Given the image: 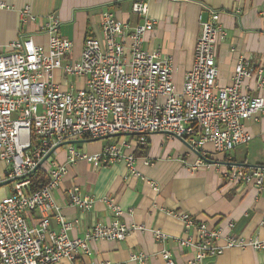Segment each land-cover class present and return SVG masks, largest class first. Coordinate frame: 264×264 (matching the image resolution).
I'll return each instance as SVG.
<instances>
[{"label":"built area","instance_id":"obj_1","mask_svg":"<svg viewBox=\"0 0 264 264\" xmlns=\"http://www.w3.org/2000/svg\"><path fill=\"white\" fill-rule=\"evenodd\" d=\"M6 8L0 2V9ZM133 12L144 21L131 28L127 21L103 11L101 35L86 39L80 59L67 65L63 59L71 53L73 44L59 35L55 20L49 27L47 46L20 38L11 45L10 52L0 54V162L4 167L0 184L10 181L13 185L11 195L0 200V264H77L80 258L89 257L92 241L121 242L133 230L144 231L143 227L121 223L118 218L123 211L116 199L105 198L114 220L108 225L94 224L82 238H70L73 222L54 202V192L67 166L46 160L39 168L47 176L46 185L30 191L37 167L62 144H66L68 165L83 160L124 161L129 172L139 177L135 156L127 153L131 142L118 140L101 154L90 156L71 141L135 135L137 145L146 147L147 136L162 133L181 140L205 157L207 145L223 155L252 139L245 123L264 115V68L252 71L247 56L240 55L231 85L219 87L216 50L226 39L220 14L213 12L201 22L193 66L179 88L173 79L172 58L160 50L150 53L143 48L146 35L156 24L149 16L147 2L134 3ZM29 13L30 8L26 7L21 14ZM57 70L85 80V86L75 92L61 89L54 82ZM252 76L257 77L258 88L263 91L256 97L244 92V81ZM45 163L48 165L44 167ZM198 164L204 166L203 161ZM229 167L225 176L230 181L262 190L264 167ZM69 194L71 206L82 211L94 208L93 198L84 196L78 187ZM35 212L39 218L30 225ZM52 212H56L58 231L49 229ZM176 217L186 232L176 237L177 246L194 255L188 264H205L208 258L232 248L264 251L263 238L224 234L223 228H210L185 213ZM260 226L264 229V213ZM227 228L232 231L234 223L230 222ZM191 229L196 236L188 234ZM154 237L160 244L169 239L159 230L154 231ZM222 240L224 244L220 245ZM160 255L165 264H175L169 251L163 250ZM130 257L146 264L143 253Z\"/></svg>","mask_w":264,"mask_h":264},{"label":"crops","instance_id":"obj_2","mask_svg":"<svg viewBox=\"0 0 264 264\" xmlns=\"http://www.w3.org/2000/svg\"><path fill=\"white\" fill-rule=\"evenodd\" d=\"M6 9H0V54L11 51V45L20 38L32 39L36 45L47 46L49 27L55 20L59 35L70 40L72 51L64 57L67 65L80 59L84 43L89 37L101 35V14L109 11L118 19L127 21L131 28L143 23L144 18L133 12V4L144 2L149 6V16L156 21L154 30L148 33L143 48L150 53L160 50L172 58L173 79L182 87L185 74L192 68L194 50L201 34V22L207 21L213 12L220 14L226 35L216 50L219 87L231 85V79L240 55L247 56L249 67L256 72L264 68V0H0ZM30 8L29 15L22 11ZM54 82L61 89L77 91L85 86V80L54 72ZM244 92L256 97L263 93L258 88L257 77L244 81ZM246 129L252 139L227 154H217L211 145L205 146L206 155L190 149L177 138L158 133L147 136V146L137 145L138 137L125 135L101 140L71 141L79 151L93 156L101 154L118 140L132 143L128 154L135 156L134 167L139 177L129 172L127 164L120 162L79 161L68 165L67 149L61 147L49 162L66 165L67 172L54 192V202L62 214L73 222L69 236L82 238L94 224L108 225L114 220L106 206L105 198H115L123 211L118 219L133 230L125 241H92L89 257L77 260V264H139L132 261L136 253H143L146 264H165L160 255L163 250L172 254L175 264H188L193 258L190 251L177 246L176 237L184 236L185 228L177 215L188 214L210 228H223L224 234L238 238L264 239L260 221L264 213V185L260 191L254 185L244 186L232 182L225 173L230 165L249 170L264 167V115L256 121H247ZM77 141V142H75ZM75 142V143H74ZM204 162V166L198 163ZM149 162V164H147ZM0 162V173L3 169ZM78 187L84 196L92 197L94 208L82 211L71 206L70 190ZM12 188L0 192V200L9 196ZM56 212L51 213V231H58ZM39 218L31 215L29 224ZM77 221V223H76ZM232 222L235 228L228 230ZM168 235L164 244L154 237V231ZM188 234L196 236L191 229ZM220 245L224 241L219 242ZM59 264H67L63 261ZM205 264H264V251L252 249H227L222 255L210 257Z\"/></svg>","mask_w":264,"mask_h":264},{"label":"trees","instance_id":"obj_3","mask_svg":"<svg viewBox=\"0 0 264 264\" xmlns=\"http://www.w3.org/2000/svg\"><path fill=\"white\" fill-rule=\"evenodd\" d=\"M88 141H93L91 139H87ZM47 183V176L45 175V173L41 170L38 169L35 174L34 177L31 178V186H30V191H36L38 189H40L41 187H43L44 185H46Z\"/></svg>","mask_w":264,"mask_h":264},{"label":"water","instance_id":"obj_4","mask_svg":"<svg viewBox=\"0 0 264 264\" xmlns=\"http://www.w3.org/2000/svg\"><path fill=\"white\" fill-rule=\"evenodd\" d=\"M118 136H122V135H118ZM75 142H77V141H75ZM75 142H74V143H75ZM71 143H72V142H71ZM71 143H70V144H71ZM65 145H66V144H62V145H60V146L54 148V149L49 153V155L43 160V162L37 167V169L35 170V172L41 167V165H42L46 160H48V159L51 157V155H52L57 149H59V148H61V147H64ZM9 184H11L10 181H9V182H5V183H2V184H0V188L3 187V186L9 185Z\"/></svg>","mask_w":264,"mask_h":264},{"label":"rangeland","instance_id":"obj_5","mask_svg":"<svg viewBox=\"0 0 264 264\" xmlns=\"http://www.w3.org/2000/svg\"><path fill=\"white\" fill-rule=\"evenodd\" d=\"M50 161V158L47 160V162H49ZM46 165H48V163H45V165H44V167L46 166ZM12 184H9V185H6V186H3V187H1L0 188V192L4 189V188H6V190H10V188H12Z\"/></svg>","mask_w":264,"mask_h":264}]
</instances>
